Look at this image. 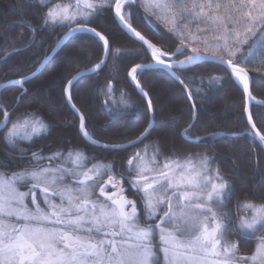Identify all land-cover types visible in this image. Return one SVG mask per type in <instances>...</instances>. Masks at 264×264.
I'll return each mask as SVG.
<instances>
[{
	"label": "snow or ice",
	"instance_id": "1",
	"mask_svg": "<svg viewBox=\"0 0 264 264\" xmlns=\"http://www.w3.org/2000/svg\"><path fill=\"white\" fill-rule=\"evenodd\" d=\"M135 4L137 0H35L33 6L41 13V27L67 28L66 35L88 33L102 42L103 57L87 73L101 69L110 56H120L105 35L88 26L108 11L146 45L157 66L172 72L218 64L251 97L247 64L255 59L264 64V0H139L180 40L176 53L185 58L175 64L171 56L176 53L162 51L132 28L126 13ZM150 67L136 65L128 73L144 97L148 93L137 76ZM175 79L191 98V85ZM219 79L212 76L209 82ZM11 83L23 87L24 78ZM72 86L68 80L69 102ZM112 93L109 84L105 96L111 99ZM120 103L129 106L123 94ZM12 111L0 108V129H7L3 140L9 148L47 133L48 125L35 113L13 120ZM248 122L253 142L264 144L251 114ZM80 128L88 137L83 115ZM149 133L145 129L129 146L142 144ZM89 163L90 157L78 149L49 156L33 152L27 166L0 171V264H264V200L237 201L235 211H225L232 188L207 154L180 157L173 150L166 155L157 143L132 153L121 172L99 161ZM6 167L0 164V169ZM233 233L255 238L254 248L243 251L227 239Z\"/></svg>",
	"mask_w": 264,
	"mask_h": 264
},
{
	"label": "trees",
	"instance_id": "2",
	"mask_svg": "<svg viewBox=\"0 0 264 264\" xmlns=\"http://www.w3.org/2000/svg\"><path fill=\"white\" fill-rule=\"evenodd\" d=\"M34 3L35 0H0V86L33 73L67 32V28L41 27V13ZM128 13L134 29L162 51L171 54L181 47L180 40L165 23L149 15L139 4ZM88 26L105 35L112 48L120 50V56L117 59L110 56L103 69L76 82L71 88L72 102L84 116L85 128L95 141L124 144L136 139L150 122L148 105L130 83L128 73L132 67L151 63L152 59L142 43L121 30L114 13L105 11ZM5 53H10L6 62ZM242 55L243 52L239 53L237 59ZM102 57V42L81 33L60 49L40 75L23 87L11 85L0 91V108H14L11 119L21 113H35L48 125L46 134L20 143L23 156L20 149H11L4 142L7 129L1 132L0 161L9 166L0 171L11 172L27 166L33 152L49 156L69 149H84L95 162L113 163L117 172L126 168V151L97 149L83 139L79 117L66 99L68 80L93 68ZM184 57L177 54L176 60ZM247 71L252 78L254 98L264 100V64L259 59L251 60ZM173 72L150 69L138 73L137 80L148 93L155 112L154 128L144 143H158L166 155L175 150L180 157L196 153L212 157L232 188L231 198L226 202L228 210L230 207L235 211L237 201L264 200V148L257 140L253 142L245 114L246 97L240 85L228 70L212 63ZM176 76L191 85V98ZM212 76L220 78L219 82L210 83ZM109 84L118 92L130 94L128 97L134 104L130 113L113 118L104 110L101 90ZM251 112L257 129L264 134V106L254 105ZM11 157L24 160V164L12 163ZM252 239L243 242L255 244Z\"/></svg>",
	"mask_w": 264,
	"mask_h": 264
},
{
	"label": "water",
	"instance_id": "3",
	"mask_svg": "<svg viewBox=\"0 0 264 264\" xmlns=\"http://www.w3.org/2000/svg\"><path fill=\"white\" fill-rule=\"evenodd\" d=\"M116 19V18H115ZM116 21H117V23H118V25H119V27L121 28V30L123 31V32H125L126 34H128L129 36H131L132 38H134V39H136L137 41H139L135 36H134V34L131 32V31H129V29L127 28V27H125L118 19H116ZM133 28V27H132ZM136 30V29H135ZM137 31V30H136ZM67 33V32H66ZM78 34H81L80 32H77V33H73V34H71V35H64L61 39H60V41L56 44V46L54 47V49L51 51V53L50 54H48L44 59H43V61L40 63V65L37 67V69L33 72V73H31L30 75H28L27 77H25L24 78V83H23V85L25 84V83H27V82H29L30 80H32V79H34L35 77H37L39 74H41V72L45 69V67L52 61V59L57 55V53L60 51V49L72 38V37H74V36H76V35H78ZM140 43H142L141 41H139ZM145 48H146V45H145ZM147 49V48H146ZM148 51V53L150 54V51L149 50H147ZM176 53V52H175ZM177 54L178 53H176L175 55H172L171 56V62L175 59V57L177 56ZM151 56V55H150ZM164 59L165 60H169V57L168 56H165L164 57ZM108 60H109V58L107 59V62H108ZM107 62L102 66V68L101 69H103L104 67H105V65L107 64ZM172 63H176V62H172ZM208 63H211V62H208ZM200 64H202V63H200ZM212 64H214V63H212ZM143 65H152V67H150V68H145L143 71H145V70H150V69H164V70H168V69H166V68H161L160 66H157L156 64H155V62L154 61H152L151 63H148V64H143ZM216 65H218V64H216ZM220 66V65H219ZM192 67H195V66H185V68L186 69H188V68H192ZM223 68H225L224 66H222ZM101 69H97L95 72H91V73H87V70L86 71H81V72H79V73H86V74H84V75H75L71 80L73 81V85L78 81V80H80L82 77H84V76H88V75H93V74H95V73H97L98 71H100ZM174 70H185V69H181V68H179V67H176V68H174L173 69V71ZM169 71V70H168ZM172 71V72H173ZM229 72H230V70H228ZM128 77H129V81H130V83L133 85V87L138 91V93H139V95L141 96V98L147 103V105H148V100L150 99V97L149 96H147V97H144L142 94H141V92H140V89H138L137 87H136V81H133L132 79H131V77L128 75ZM233 78H234V76H232ZM234 80L236 81V79L234 78ZM237 82V81H236ZM11 85H14V84H12L11 82L10 83H6V84H3V85H1L2 87H0V91L1 90H3V89H5V88H7V87H9V86H11ZM239 85L241 86V88L243 89V86L239 83ZM14 86H17V87H21V86H18V85H14ZM73 87V86H72ZM71 87V88H72ZM70 91H71V89H70ZM244 91V90H243ZM249 91H250V93H251V97H249V95L247 94V93H245V97H246V109H245V114H246V118H247V121H248V115L249 114H251V116H252V112H251V110H252V106H254V105H258V106H264V100H257L256 98H254V96H253V94H252V78H251V76H250V74H249ZM187 92V91H186ZM65 94H66V99H67V93L65 92ZM151 100V99H150ZM67 102H68V105L70 106V108L76 113V115H78V117H79V120H80V116L82 115L81 113H80V111L76 108V106H75V108H73L72 107V105L74 104L73 102H72V100H71V102H69L68 101V99H67ZM150 110V122H149V125H148V127H147V129H150V133H151V131H152V129L154 128V125H155V112H154V108H153V104H152V108L151 109H149ZM12 114V112L10 113V115ZM84 117V116H83ZM84 122H85V118H84ZM252 122L254 123V121H253V118H252ZM248 124H249V122H248ZM255 124V123H254ZM249 127H250V129L252 130V128H251V124H249ZM5 129H0V132H2V131H4ZM256 130L257 131H259L258 129H257V127H256ZM79 133H80V135L83 137V139L88 143V144H90L91 146H93V147H95V148H98V149H101V150H111V151H122V150H127V149H130V148H133V147H130L129 146V144H130V142H127V143H124V144H120V145H111V144H107V143H102V142H98V141H95V140H93V139H91L90 137H85L83 134H82V132H81V128H80V124H79ZM150 133H149V135H150ZM148 135V136H149ZM148 136L144 139V141L148 138ZM134 140H136V139H134ZM134 140H132V141H134ZM257 142L260 144V142L257 140ZM105 145H109V147H105ZM137 145H139V144H137ZM137 145H135V146H137ZM263 148H264V144H260ZM113 146H118V147H113Z\"/></svg>",
	"mask_w": 264,
	"mask_h": 264
},
{
	"label": "rangeland",
	"instance_id": "4",
	"mask_svg": "<svg viewBox=\"0 0 264 264\" xmlns=\"http://www.w3.org/2000/svg\"><path fill=\"white\" fill-rule=\"evenodd\" d=\"M137 4H139V0H137ZM139 6H140V4H139ZM148 12V11H147ZM149 13V15H151L150 14V12H148ZM126 15L128 16V18H129V23L131 24V26H132V23H131V19H130V14L129 13H126ZM152 16V15H151ZM133 27V26H132ZM58 54V53H57ZM55 58V57H54ZM53 58V59H54ZM185 58V57H184ZM184 58H182V59H180V60H183ZM52 59V60H53ZM174 61H178V60H174ZM46 68V67H45ZM44 71V70H43ZM42 71V72H43ZM41 72V73H42ZM40 75V74H39ZM79 81V80H78ZM77 81V82H78ZM113 82H114V80H113ZM112 86V85H111ZM107 86L106 87H104V88H102V90H101V96H102V100H103V107H104V110L111 116V117H113V118H118V117H120V116H124V115H126V114H128V113H130L132 110H133V106H134V104L130 101V99H129V97L128 96H130V94H128V93H125V92H118L116 89L114 90V88L112 87V89H113V93H112V97H111V99H109L108 97H106L105 96V91L107 90ZM121 94H123L124 95V97L127 99V101H128V107H125L123 104H121L120 103V99H121ZM109 109H111V112L109 111ZM113 113H118V115L117 116H115L114 117V115H113ZM11 127V126H10ZM5 131V130H4ZM42 134H44V133H42ZM88 137H90L91 139H93L91 136H90V134H89V136ZM149 137V136H148ZM34 138V137H33ZM94 140V139H93ZM22 142V141H21ZM20 142V143H21ZM20 143H19V145H18V147L16 148V149H20ZM145 144H154V143H152V142H150V141H147V142H143L142 144H139V145H137V146H134L133 148H130V149H127V150H122V151H126V154H128V156H127V158L128 157H130L131 156V154L132 153H134V152H136V151H138V150H140V149H142L143 147H144V145ZM112 145V144H111ZM120 145V144H119ZM98 149V148H97ZM78 150H81L82 152H84L88 157H90V163H89V166H91V163H94L95 161H94V159L89 155V154H87L86 153V150H84V149H78ZM110 151V150H109ZM66 153V152H65ZM94 155H95V153H94ZM11 162L13 163V162H17V163H22V164H24V160H20V159H17V158H15V157H11ZM29 162V161H28ZM11 163V164H12ZM102 164H105V165H112L113 166V168H114V170L116 171V169H115V166H114V164L113 163H103V162H101ZM0 164H2V165H6V166H9L7 163H2L1 161H0ZM20 165V164H19ZM7 170L5 169L4 170V172H6ZM16 171V170H15ZM117 172V171H116ZM228 206H226L225 207V211H232V209H230V207H229V210H228V208H227ZM246 238H253V237H241V238H238L234 233L231 235V236H229V237H227V239H230V240H233V241H237V243H238V245H239V247L243 250V251H248V250H251L252 248H254V246H255V244H253V243H244L243 242V240H245ZM252 240H255V238H253ZM255 243H256V240H255Z\"/></svg>",
	"mask_w": 264,
	"mask_h": 264
},
{
	"label": "flooded vegetation",
	"instance_id": "5",
	"mask_svg": "<svg viewBox=\"0 0 264 264\" xmlns=\"http://www.w3.org/2000/svg\"><path fill=\"white\" fill-rule=\"evenodd\" d=\"M43 163H47V161H43ZM125 187L128 188L129 198L135 199V197L132 196L133 189H131L128 185H125Z\"/></svg>",
	"mask_w": 264,
	"mask_h": 264
},
{
	"label": "bare ground",
	"instance_id": "6",
	"mask_svg": "<svg viewBox=\"0 0 264 264\" xmlns=\"http://www.w3.org/2000/svg\"><path fill=\"white\" fill-rule=\"evenodd\" d=\"M235 78V77H234ZM236 79V78H235ZM237 81V80H236ZM238 82V81H237ZM239 83V82H238Z\"/></svg>",
	"mask_w": 264,
	"mask_h": 264
}]
</instances>
